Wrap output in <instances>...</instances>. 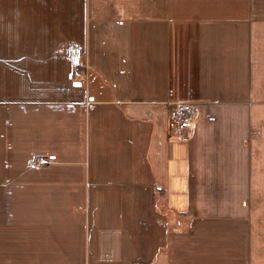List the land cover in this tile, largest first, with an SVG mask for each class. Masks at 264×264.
I'll list each match as a JSON object with an SVG mask.
<instances>
[{
    "label": "crops",
    "instance_id": "1",
    "mask_svg": "<svg viewBox=\"0 0 264 264\" xmlns=\"http://www.w3.org/2000/svg\"><path fill=\"white\" fill-rule=\"evenodd\" d=\"M5 6L0 264H264V0Z\"/></svg>",
    "mask_w": 264,
    "mask_h": 264
},
{
    "label": "built area",
    "instance_id": "2",
    "mask_svg": "<svg viewBox=\"0 0 264 264\" xmlns=\"http://www.w3.org/2000/svg\"><path fill=\"white\" fill-rule=\"evenodd\" d=\"M72 72L71 77L85 76V72L81 69L82 64L80 62V52L79 49H74L72 58ZM189 115L187 110L179 104H175L170 111V116L168 120V127L173 130L187 129L189 127ZM46 160L43 157L29 158L27 160V165H36L45 163Z\"/></svg>",
    "mask_w": 264,
    "mask_h": 264
},
{
    "label": "rangeland",
    "instance_id": "3",
    "mask_svg": "<svg viewBox=\"0 0 264 264\" xmlns=\"http://www.w3.org/2000/svg\"><path fill=\"white\" fill-rule=\"evenodd\" d=\"M9 1H10V3H11V1H12V3H14V1H16V0H0V14L1 15L4 13V8H9V7L5 6V4H8Z\"/></svg>",
    "mask_w": 264,
    "mask_h": 264
}]
</instances>
